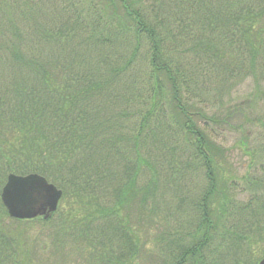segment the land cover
I'll return each instance as SVG.
<instances>
[{"label":"trees","instance_id":"obj_1","mask_svg":"<svg viewBox=\"0 0 264 264\" xmlns=\"http://www.w3.org/2000/svg\"><path fill=\"white\" fill-rule=\"evenodd\" d=\"M90 3L0 0V194L9 174L62 190L47 219L11 218L0 200V264H27V224L47 229L57 254L71 242L84 264H140L138 214L170 264H257L264 139L239 200L219 138L235 113L264 112V0ZM247 79L246 106L208 110Z\"/></svg>","mask_w":264,"mask_h":264},{"label":"rangeland","instance_id":"obj_2","mask_svg":"<svg viewBox=\"0 0 264 264\" xmlns=\"http://www.w3.org/2000/svg\"><path fill=\"white\" fill-rule=\"evenodd\" d=\"M12 1L15 0H8V2ZM93 1L96 0H84V7L82 8L83 12L87 7L91 8L90 11L93 13L94 7L96 5V3H90ZM25 7V4L18 1L17 8L24 12L23 9ZM238 85L239 86H236L232 91L225 93L221 98L217 99V102H215L218 104L217 107L212 108V106H207L208 110L213 109L215 112H224L228 108L234 107L231 108L232 111L236 110L237 108L239 111L241 107L246 106L249 103L248 99L250 100V91L254 90L252 81L251 79H247L242 83H238ZM199 97L205 99L207 95L202 93L199 94ZM249 110L251 111H245L243 114H239L241 111L239 113H235L232 116V119L229 120L231 123L230 128L223 132L221 138H219L221 139L222 146L226 149V160L228 161L223 165L225 172L222 171V175L226 179L228 177L232 179L235 178L234 183L237 187L234 189V191L236 193V199L239 200L243 199L244 191L243 193H240V191L243 189V184L250 178L259 176L261 174L258 171L259 158L251 156L249 153L250 150H255L257 145L261 143L262 138L264 139V129H260L261 122H264V112H261V110L257 109L256 107H252ZM241 119H244V123L241 126L238 128L233 126L234 124H238ZM252 158L253 162L251 161ZM245 176L247 177L243 179ZM237 192H239V194ZM190 194L192 196V190H190ZM182 196L183 192L180 191L175 192V194H173L171 197L172 199H178ZM132 205L133 204H128V208L139 213L138 210ZM76 211L80 212L79 210ZM136 216L137 218L135 216L133 217L132 224L138 230V233L136 234L137 240L140 244H143L146 247L141 249L139 259L137 261H139L140 264H150V262L151 264H170L169 260L166 258L167 255L161 254L158 251V249L165 250L164 244L156 246L157 249H154L153 252L150 251L152 249H148V245L146 243L147 241L145 239L151 240L155 232L153 230L152 235L150 234L147 228L148 221L146 220L145 216L142 214H138ZM218 230L220 231L221 229ZM22 233L23 236L18 235L17 237L18 243H20L21 238H23L25 240V246L28 248V250L25 248H20L19 253L22 258L26 256L27 264L85 263L86 254H83L82 251H79L76 254L75 247H73L71 242L66 245L63 250V254H57L58 252L54 251V245L52 244L53 240L48 236V230L41 229L37 224H27L26 231L22 230ZM180 236L181 235L176 236V234H173L169 239H167L166 245L169 243V241L172 242L174 239ZM215 237V241L217 239L220 240V237L217 234ZM224 242L227 243V241ZM23 249L27 250V255L24 254ZM263 253L264 241L259 242V245L255 250L254 256H252L251 261L256 259L260 260L263 257Z\"/></svg>","mask_w":264,"mask_h":264},{"label":"water","instance_id":"obj_3","mask_svg":"<svg viewBox=\"0 0 264 264\" xmlns=\"http://www.w3.org/2000/svg\"><path fill=\"white\" fill-rule=\"evenodd\" d=\"M61 195V190L38 174H10L2 188L1 201L10 217L47 218L56 210ZM259 264H264V258Z\"/></svg>","mask_w":264,"mask_h":264}]
</instances>
